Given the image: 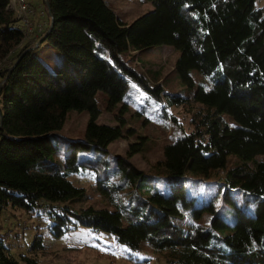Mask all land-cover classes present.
I'll return each mask as SVG.
<instances>
[{"label":"trees","instance_id":"16d2710c","mask_svg":"<svg viewBox=\"0 0 264 264\" xmlns=\"http://www.w3.org/2000/svg\"><path fill=\"white\" fill-rule=\"evenodd\" d=\"M46 1L48 11L40 3L39 12L47 14L44 32L50 19L52 28L44 41L58 54L51 66L36 55L40 46L26 51L31 45L21 43L17 20L0 0V212L8 206L43 212L54 238L81 227L108 233L131 251L148 245L164 264H264V9L254 8V0H146L152 10L124 25L101 0ZM149 47L177 51L174 71L189 84L181 95L163 92V100L185 110L191 127L185 133L174 117L159 122L170 133L154 175L107 161L105 148L123 133L95 123L97 93L121 102L127 82L148 94L157 88L123 59ZM191 73L204 79L195 88ZM166 106L156 114L167 120ZM71 112L87 119L80 138L58 140L65 143L60 151L55 132ZM229 156L237 163L226 168ZM219 171L222 200L243 196L233 204V221L214 215L205 228L176 225L175 219H198L206 209L214 214V204L192 209L191 200L171 201L174 194L155 193V181L162 176L174 191L190 176L207 179ZM70 176L89 178L107 205L81 211L57 203L59 182ZM29 252L21 256L25 264H37L34 256L46 252L39 233ZM0 264H19L3 235Z\"/></svg>","mask_w":264,"mask_h":264},{"label":"rangeland","instance_id":"374dc122","mask_svg":"<svg viewBox=\"0 0 264 264\" xmlns=\"http://www.w3.org/2000/svg\"><path fill=\"white\" fill-rule=\"evenodd\" d=\"M101 1L124 25H129L139 16L152 10L151 4L146 0ZM28 2L32 9H36V4L39 2L40 5L43 0H28ZM254 8L264 9V0H254ZM45 21L46 16L44 17ZM17 28H19L18 23ZM38 46L40 47L36 51V55L46 60L49 66L53 65L54 59L58 57L57 51L45 41ZM177 55V51L170 47H149L127 52L123 55L124 61L141 75L150 86L156 85L157 88L153 90L152 94H148L127 82L124 92L125 99L121 102L112 98L107 102L104 94H96L95 99L100 114L95 123L102 126L118 127L123 133L120 139L105 148L107 161L119 159L127 162L135 171L154 175L155 171L152 169V165L161 159L162 147L169 141L167 138L170 133L168 129L163 130L159 122L163 120L167 122L169 118L174 117L181 124L185 133L191 129L187 123L189 115L186 111L179 105L169 108L163 100V92L181 95L186 93V86L189 84V81L180 80L174 71ZM190 80L193 82L194 88L204 81L196 73H191ZM208 81L206 78V83ZM1 84L2 82H0ZM158 89L162 91L160 92ZM162 105L166 106L167 120L160 113V116L156 114V110ZM139 110L150 116L147 118L141 116ZM222 117L229 127L237 126V123L231 118ZM86 119L87 116L84 113L71 112L66 116L62 128L55 132L56 141L54 143L60 151L65 149V143L63 142V144L58 140L80 138ZM235 163L237 160L234 157H227L226 168L232 167ZM222 173L223 171H219L207 179L190 176L183 181V185L179 189L174 191L169 185L163 184L161 176L155 181V193L160 195L174 194L171 201H174L175 197L191 200L190 208L192 209L209 206L210 203L214 204V214L206 209L200 213L198 219L190 218V221L183 219L180 222L179 218L175 219L174 223L184 230H187L189 222L205 228L214 215L227 223H231L235 217L233 204L240 205V198L243 196L237 193L232 195L228 201L222 200L225 187L218 185ZM91 184L89 178H85V176H70L64 182H59L60 195L57 197V203L68 204L74 210L81 209V211L86 207L103 208L106 203L98 200ZM78 194L86 195L85 200L81 202L69 201ZM153 204L159 206L158 201H154ZM187 211L185 209L184 212ZM48 223L49 220L46 219L43 212L27 213L11 206L3 209L0 212V235H3L9 255L15 258L19 264H25L21 261V256H31L29 248L35 233H39L46 252L34 256L37 264H164L162 255L148 245H141L135 251H131L124 245L118 244L108 233L92 232L81 227L54 238L47 229ZM217 234L219 236L225 235L224 232H217Z\"/></svg>","mask_w":264,"mask_h":264},{"label":"built area","instance_id":"2783aa9c","mask_svg":"<svg viewBox=\"0 0 264 264\" xmlns=\"http://www.w3.org/2000/svg\"><path fill=\"white\" fill-rule=\"evenodd\" d=\"M6 9L15 15L19 24V28L22 31L21 43L27 41L30 35H37L42 32V26L35 28L31 23V17L34 12L28 0H7Z\"/></svg>","mask_w":264,"mask_h":264},{"label":"crops","instance_id":"0c3cea01","mask_svg":"<svg viewBox=\"0 0 264 264\" xmlns=\"http://www.w3.org/2000/svg\"><path fill=\"white\" fill-rule=\"evenodd\" d=\"M40 2V1H39ZM39 2L36 4V7L38 8V10H37V8L36 9H33V11H34V16L32 17V21H33V23H34V26L35 25H38V24H41V26H42V31L45 29V24H46V21L44 22V17H45V14H43V12L42 13H40L39 11ZM13 14V13H12ZM13 18L14 19H16L15 18V15L13 14ZM43 24V25H42ZM39 34L40 33H38L37 35L36 34H33V35H30L29 37H28V40H27V44L28 45H31V47H33L34 46V44L37 42V40H38V38H39ZM30 47V48H31Z\"/></svg>","mask_w":264,"mask_h":264},{"label":"water","instance_id":"95a60500","mask_svg":"<svg viewBox=\"0 0 264 264\" xmlns=\"http://www.w3.org/2000/svg\"><path fill=\"white\" fill-rule=\"evenodd\" d=\"M43 5H44L46 8L48 7V6H47V1H46V0H43ZM47 11H48V8H47ZM51 28H52V21H51V19H50L49 24H48V27H47L46 31L44 32V34L42 35V37H40V38L37 40V42L34 44L33 47L28 48L26 51H30V50H32L33 48H36L40 43H42V42L45 40V38H46V36L48 35V33L50 32ZM21 57H22V54H21V55L15 60L14 64L11 66V68H9V71H11V70L13 69V67L18 63V61H19V59H20ZM0 90H1V86H0Z\"/></svg>","mask_w":264,"mask_h":264},{"label":"clouds","instance_id":"9594fccd","mask_svg":"<svg viewBox=\"0 0 264 264\" xmlns=\"http://www.w3.org/2000/svg\"><path fill=\"white\" fill-rule=\"evenodd\" d=\"M8 11H9V10H8ZM11 13H12V12H11ZM43 32H44V30L39 34V36H40L41 34L43 35V34H44ZM41 37H42V36H41ZM38 39H39V38H38ZM25 42H27V41H25Z\"/></svg>","mask_w":264,"mask_h":264}]
</instances>
